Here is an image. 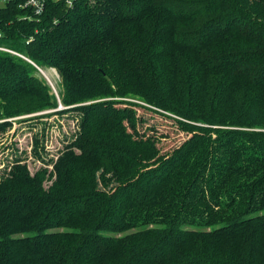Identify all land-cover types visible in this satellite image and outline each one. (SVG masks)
Listing matches in <instances>:
<instances>
[{"label":"trees","instance_id":"obj_1","mask_svg":"<svg viewBox=\"0 0 264 264\" xmlns=\"http://www.w3.org/2000/svg\"><path fill=\"white\" fill-rule=\"evenodd\" d=\"M23 13L0 8V45L23 55L0 51V133L61 104L47 116L75 124L65 147L83 150L81 175L96 165L118 185L34 208L17 156L0 177V264H264V0H48L39 18ZM140 107L186 138L165 150ZM44 136L33 154L50 164Z\"/></svg>","mask_w":264,"mask_h":264},{"label":"rangeland","instance_id":"obj_2","mask_svg":"<svg viewBox=\"0 0 264 264\" xmlns=\"http://www.w3.org/2000/svg\"><path fill=\"white\" fill-rule=\"evenodd\" d=\"M41 68V72L52 86L53 93L58 95L62 87V78L59 72L53 67L45 66ZM63 108L65 107L60 104L54 110H45L34 114L9 118L8 120H13V126L8 128L5 133H0V177L3 169H11V167L15 166L14 159L17 156L23 159L21 163L25 164L27 169L26 176L21 181L20 191L22 197H32L34 199V208L38 207V201L40 207L44 200L49 202L53 195L56 196L72 191H98L103 194H109L118 185L113 174L105 173L104 169L96 167V165L94 167L90 165L89 173L86 176L81 175L80 167L84 161H87L83 150L78 147H65L75 137V124L66 116L58 114L47 116V113ZM139 111L148 115L145 122L140 123L141 131L148 132V128L151 125H155L157 127V134H168L160 143L165 150L176 143H181L186 138L187 135L185 133H176L173 130L168 119L156 115L151 116L152 112L141 107ZM34 116L43 117L38 120L33 118L28 121H18L19 119ZM44 128L45 136L42 141L44 148L40 150L45 160H53L50 164L44 163L33 154L35 133H41ZM84 137V143L88 146L90 140L86 136ZM61 163L63 165L60 168ZM43 169L48 171L47 178H53L52 181L39 183L40 181L36 177V173L38 170ZM50 173H53V176L50 177ZM54 181L58 182V185L52 188ZM51 188L54 190H51ZM131 232L133 230L129 231V233Z\"/></svg>","mask_w":264,"mask_h":264},{"label":"built area","instance_id":"obj_3","mask_svg":"<svg viewBox=\"0 0 264 264\" xmlns=\"http://www.w3.org/2000/svg\"><path fill=\"white\" fill-rule=\"evenodd\" d=\"M47 1L48 0H0V8L8 4H13L16 8L24 10V13L20 17L21 19L32 20L34 18H39L44 13ZM67 3L71 5L72 0H67ZM30 40L31 39H29L28 41ZM0 51L23 56L19 52L12 50L6 46L0 45Z\"/></svg>","mask_w":264,"mask_h":264}]
</instances>
